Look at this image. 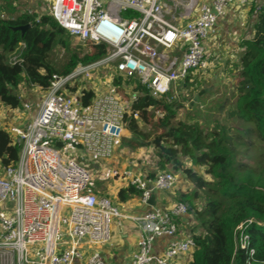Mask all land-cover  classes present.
<instances>
[{
	"label": "built area",
	"instance_id": "obj_1",
	"mask_svg": "<svg viewBox=\"0 0 264 264\" xmlns=\"http://www.w3.org/2000/svg\"><path fill=\"white\" fill-rule=\"evenodd\" d=\"M169 1L185 23L167 21V0H49V16L70 37L91 48L104 45L107 54L79 63L68 75H53L36 115L7 129L21 152L17 164L3 168L0 177V264H105L99 251L85 258L80 250L83 244L110 243L114 220L123 218L108 196L97 193V185L122 181L145 205L176 185L172 171L149 176L107 167L95 180L89 167L110 162L127 137V119L138 120L132 112L138 96L132 81L154 99L167 96L192 74L209 69L206 41L230 7L257 15L264 0ZM20 61L16 55L8 62ZM107 65L114 74L104 80L109 87L98 89V71ZM119 79L125 86L114 85ZM83 87L95 93L88 105ZM188 214V206L179 202L132 218L142 237L126 264H171L192 253L194 239L178 236V219ZM162 238L170 243L155 255L154 245ZM246 240L240 225L237 242L244 247Z\"/></svg>",
	"mask_w": 264,
	"mask_h": 264
},
{
	"label": "trees",
	"instance_id": "obj_2",
	"mask_svg": "<svg viewBox=\"0 0 264 264\" xmlns=\"http://www.w3.org/2000/svg\"><path fill=\"white\" fill-rule=\"evenodd\" d=\"M256 17L253 37L245 42L239 61L236 109L230 115L238 121L240 129L221 127L206 134L196 124L174 127L176 104L169 103L166 96L152 98L138 82L132 81L133 91L138 94L132 112L138 114V120L146 123L149 111L155 109L164 115L160 125L166 130L160 137H164L167 145H163L160 137L155 141L166 159L159 163L160 169L182 171L194 186L193 191L180 196L200 231L191 236L196 248L190 264H264V6ZM18 27L27 29L24 33L15 31ZM69 37L49 15L36 17L23 13L16 18L0 19V104L13 110L20 108L21 99L14 90L24 79L46 91L53 75H68L79 63H93L107 54L104 45L79 54L70 47ZM58 45L70 54L61 70L55 69L50 61V53ZM18 51L21 61L10 64L9 59ZM114 85L125 86L121 79L115 80ZM82 94L84 105L95 97L94 91L86 87ZM138 120L128 118L126 127L140 140L143 132ZM20 152L8 131L0 128L1 168L16 165ZM183 159H190L193 168H186ZM127 191L138 194L132 188L122 189L121 199ZM240 225L247 236L244 247L237 242Z\"/></svg>",
	"mask_w": 264,
	"mask_h": 264
},
{
	"label": "rangeland",
	"instance_id": "obj_3",
	"mask_svg": "<svg viewBox=\"0 0 264 264\" xmlns=\"http://www.w3.org/2000/svg\"><path fill=\"white\" fill-rule=\"evenodd\" d=\"M182 1L185 2L188 0ZM49 5V0H7L5 2H0V19L16 18L23 13H29L36 17L49 15ZM172 13L173 12H170L166 17L167 21L171 24H178L179 13ZM68 43L72 50H76L79 54L84 55L93 51L89 45H82L75 37H69ZM79 46L84 48H80ZM19 53L20 51L13 56L15 57ZM69 59L70 54L60 45L56 46L50 53L51 64L58 70H61L68 63ZM209 60L213 63L212 67ZM209 60L210 67L207 71L194 73L187 86L184 85V82L179 83L175 85L166 96L169 103L176 104L175 108L177 114L172 125L177 127L182 123L196 124L206 134L214 132L221 127H234L240 129L238 121L230 117L232 110L234 111L236 109L235 88L240 81V77L237 76V70L233 69V71L229 73V75H232L229 79L230 83H228V85H230L229 88H225L222 85L218 87L220 83H215L213 77L215 74L218 75V70L228 67L226 63H222V56L216 55L211 59L209 57ZM102 68L103 70L101 69L98 71V77L94 83L102 82L101 84H97L96 88L103 90L109 87V83L104 80L107 76L109 78L112 77L114 72L112 65H107ZM232 86L233 92L229 95L228 92ZM203 89H209V92L199 97L197 101H194L195 97ZM14 92L22 98L20 108L13 110L0 104V127L6 130L9 126H23L24 122L31 120L36 115L38 107L45 95V91H42V89L38 88L36 85L28 84L26 79L22 81V84L18 89L14 90ZM121 93L124 95V91ZM25 104L30 105V110L24 108ZM163 117L162 111L155 109L149 111L148 121L146 123L138 120L139 127L143 132L142 139H135L130 132L127 131V137L122 147L116 152L110 162L104 161L100 162L99 166H94V164H92L91 167L93 166V168L89 167L93 172L95 170V180L101 177V173L107 167L130 169L141 173H150L152 175L164 172L160 169L159 163L161 161L165 162L166 159L164 155L160 153L157 144H155L156 139L162 136L166 130L160 125ZM160 139L162 142L164 141L163 145H167L164 137H160ZM129 140L133 141L132 145L126 144ZM138 144L142 145L138 146ZM68 156L73 158L71 155ZM184 166L186 167L185 164ZM2 170L0 166V177L2 175ZM181 174H184V172L181 171L179 175ZM110 182H117L118 185L125 184L122 181ZM110 182L99 183L96 187L97 193L102 195L107 190V184ZM199 203L202 206V202Z\"/></svg>",
	"mask_w": 264,
	"mask_h": 264
},
{
	"label": "crops",
	"instance_id": "obj_4",
	"mask_svg": "<svg viewBox=\"0 0 264 264\" xmlns=\"http://www.w3.org/2000/svg\"><path fill=\"white\" fill-rule=\"evenodd\" d=\"M206 1L210 2L211 0ZM167 6L170 12H173L172 14L176 13L174 8H172V1L168 2L167 0ZM194 17H196V14L193 18ZM256 21L257 17L251 11L240 8L236 5L232 6L228 10L226 17L219 20L217 24V33L206 41L208 60L209 57L211 59L216 55L222 56V63H226V66L228 67L218 70V75L215 74L213 77L215 83H220L218 87L221 85L225 88L230 87L228 83H230L229 79L232 75H229V73L233 71V69L237 70V76L239 77L240 69L238 68V65L245 51L244 44L252 39ZM177 23L183 24L185 23V20L179 17ZM209 61L212 67L213 63L211 60ZM232 88L233 86L229 89V95L233 92ZM20 99L22 98L20 97ZM22 120L26 121L25 119ZM27 122L28 121L24 122L23 125ZM183 163L186 165V168H193L190 159H186ZM180 173L181 172H178L176 174L177 183L172 190L168 192H158L153 196L156 204L155 207L170 209L177 203L181 202L180 196L182 194L194 190V186L192 182L188 180V176L186 174L179 175ZM143 174L150 175V173ZM107 186V190L102 195L108 196L111 199L113 204L117 206L123 214V218L114 220L111 228L112 240L110 243L103 246H90L83 244L80 246V250L85 258L91 256L94 251H99L105 264H126L137 251V244L142 237V230L139 223L134 222L132 218L143 216L152 206L143 204L139 194H132L128 191L123 195V199H121L119 191L122 189H130L125 184L118 185L117 182H110ZM195 228H197V223L191 214L178 219L179 238L184 239L188 236L198 234L200 231L198 229L195 230ZM169 243L170 239L167 238L157 240L154 245L153 253L155 255H162L166 251ZM191 256L192 253L182 255L171 264H190Z\"/></svg>",
	"mask_w": 264,
	"mask_h": 264
},
{
	"label": "water",
	"instance_id": "obj_5",
	"mask_svg": "<svg viewBox=\"0 0 264 264\" xmlns=\"http://www.w3.org/2000/svg\"><path fill=\"white\" fill-rule=\"evenodd\" d=\"M27 27H18V28H15L14 30L15 31H21L22 33H24L26 31ZM209 92V89H203L201 90L198 95L195 97L194 101H197V99L201 96H203L204 94L208 93ZM149 205H151L152 207H155V200H154V197H152L149 202H148Z\"/></svg>",
	"mask_w": 264,
	"mask_h": 264
}]
</instances>
